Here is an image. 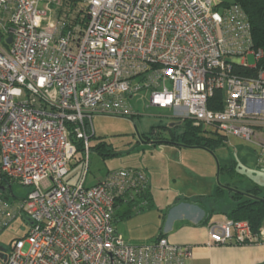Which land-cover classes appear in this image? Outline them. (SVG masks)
<instances>
[{
  "label": "built area",
  "instance_id": "1",
  "mask_svg": "<svg viewBox=\"0 0 264 264\" xmlns=\"http://www.w3.org/2000/svg\"><path fill=\"white\" fill-rule=\"evenodd\" d=\"M65 1L0 0V227L23 214L29 225L5 264H184L188 245L164 236L133 244L114 227L118 201L144 185L142 170L85 184L92 118L137 114L130 99L146 91L147 107L258 144L264 72H236L263 54L247 15L217 0H81L86 14ZM215 90L221 109L209 107ZM70 133L84 147V174L71 183ZM12 181L27 187L24 197H3L14 196ZM207 231L212 244L264 241V226L253 233L228 217Z\"/></svg>",
  "mask_w": 264,
  "mask_h": 264
},
{
  "label": "rangeland",
  "instance_id": "2",
  "mask_svg": "<svg viewBox=\"0 0 264 264\" xmlns=\"http://www.w3.org/2000/svg\"><path fill=\"white\" fill-rule=\"evenodd\" d=\"M80 5L84 6H82L84 8L82 13L86 14V3L72 4V7L80 8ZM66 6L70 7V2ZM248 63L250 65L254 63L252 55L248 56ZM147 94L146 91H141L130 99L137 113L133 117L93 116L94 135L90 136L89 143L94 145L104 141L109 148L114 149L116 154L105 155L93 150L89 151L86 185H93L110 170L139 168L146 171L147 178H153L150 187L158 204L178 189L197 195L200 193L199 195L213 204L216 210H223L230 205L229 189L244 190L255 184L261 188L262 195H264V163L259 160L260 146L258 145L259 142L264 143V131L257 132L253 138L258 144L228 135L224 144L215 148L213 152L202 148H187L183 153H177L165 148L166 144L159 143L151 146L139 135L145 133V136H153L155 134L151 132L152 127L157 129V126L169 125L174 119L169 115L168 109L147 107ZM180 164L183 165L180 166ZM218 164L221 166L220 172H217ZM177 165L183 170L179 173L180 177L172 179L170 175L167 178V169L175 168ZM69 174L72 176L70 181L79 180L84 174V164L76 163ZM218 184L225 186L224 193L220 197H215L214 192ZM11 187L14 196L10 195V200L24 197L28 190L17 181H12ZM155 200L149 208L132 213L130 216L116 215L115 223L124 239L144 244L159 231L164 212L160 213ZM126 207L128 206L122 203L118 213ZM187 213L191 214V211L187 210ZM28 227L25 214L16 216L7 225L0 227V264H5V256L15 240L26 234Z\"/></svg>",
  "mask_w": 264,
  "mask_h": 264
},
{
  "label": "trees",
  "instance_id": "3",
  "mask_svg": "<svg viewBox=\"0 0 264 264\" xmlns=\"http://www.w3.org/2000/svg\"><path fill=\"white\" fill-rule=\"evenodd\" d=\"M81 0H66L65 2H70L73 5H78ZM231 3L239 4L245 11L248 21L251 27V36L253 48H260L263 51L262 57L254 66H237L236 72L245 75H254L257 71L261 70L264 72V0H221L219 1V6H226ZM82 5H80V12L84 11ZM79 12V13H80ZM86 16L84 17V20ZM221 90H215L212 103L209 105L213 109H221ZM219 100V105H215V102ZM137 115V114H134ZM134 115H130L133 117ZM113 116V115H110ZM174 121L169 125L152 127L153 136H145V133L139 135V137L145 140L151 145L159 143H168L182 147H198L214 151L224 144L227 135L224 133L204 126L203 124L195 125L190 119H176L172 118ZM162 128V129H159ZM92 133L90 136H93ZM142 135V136H141ZM70 140L75 144L76 151L70 161L69 171L76 163H83L84 159V147L82 141L78 139L74 133L69 134ZM93 150L99 154L105 155H115L114 149L109 148L108 144L104 141H100L97 144L91 145L89 143V151ZM89 167V166H88ZM139 169V168H135ZM228 169V168H227ZM142 170V169H139ZM221 166L218 164V171L220 172ZM143 171V170H142ZM144 172V171H143ZM66 175V182H73L71 180V175ZM145 174V172H144ZM145 182L142 189L132 198H127L125 203L129 204L128 208L121 213H115L113 215V222L115 221L116 215L119 217L130 216L132 213L139 212L145 208L152 206V198L149 191V182L147 175L145 174ZM5 184H10V181L4 179ZM225 186L218 184L215 188L214 196L220 197L223 195ZM230 190V205L224 208V213L226 217L231 218L236 221L246 222L253 233H258L259 230L264 226V195H262L261 188L258 185H253L247 189H229ZM3 197L9 198L8 192H4ZM126 197H128L126 195ZM120 202V200L118 201ZM122 202V201H121ZM136 203V205H134ZM117 206V205H116ZM210 213L206 211V216L203 219V223L208 221ZM115 227V226H114ZM116 229V227H115ZM162 236L159 234L156 238ZM264 264V263H262Z\"/></svg>",
  "mask_w": 264,
  "mask_h": 264
},
{
  "label": "crops",
  "instance_id": "4",
  "mask_svg": "<svg viewBox=\"0 0 264 264\" xmlns=\"http://www.w3.org/2000/svg\"><path fill=\"white\" fill-rule=\"evenodd\" d=\"M162 144H166L165 148L174 150L177 153H183L187 148H198L182 147L168 143ZM181 165L183 164H180V166ZM180 166L177 165L175 168L167 169L166 177L168 178L170 175L172 176V179L180 177L181 174L179 173L183 171ZM142 170L147 175L146 171L144 169ZM151 180H153V178L148 177L149 191L152 198V204H154L155 196L150 187ZM199 194L200 193H198V195L196 193L192 194L178 189L167 195L166 200L159 201V204L155 200V203L159 207L160 213L164 212V216H162L159 231L152 238H150L151 240L149 239L147 242L154 240L159 234H161L171 243L188 245L190 254L184 259V264L264 263V241L250 244H239L233 242L212 244L210 242L207 225L213 221H218L225 218L226 215L224 213V209L216 210L213 204L209 203L206 198H202L200 196L201 194ZM206 202L208 203L206 204ZM122 203L125 202L120 201L118 203L115 213H118V209ZM125 206H129V204L125 203ZM127 208L128 207H126V209ZM126 209L122 211H125ZM187 210H190L191 214L187 213ZM206 211L210 213L211 216L209 217L208 221L203 223V219L206 216ZM113 223L116 227V230L118 231L115 221ZM125 240L127 241V239ZM127 242L138 244L130 241Z\"/></svg>",
  "mask_w": 264,
  "mask_h": 264
},
{
  "label": "water",
  "instance_id": "5",
  "mask_svg": "<svg viewBox=\"0 0 264 264\" xmlns=\"http://www.w3.org/2000/svg\"><path fill=\"white\" fill-rule=\"evenodd\" d=\"M9 40H10V39H8V41H9ZM0 188H1L2 190H5L3 186H1Z\"/></svg>",
  "mask_w": 264,
  "mask_h": 264
}]
</instances>
